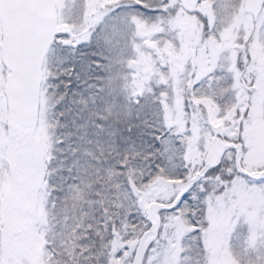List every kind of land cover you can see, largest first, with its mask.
<instances>
[{
  "label": "snow or ice",
  "instance_id": "6c2138e0",
  "mask_svg": "<svg viewBox=\"0 0 264 264\" xmlns=\"http://www.w3.org/2000/svg\"><path fill=\"white\" fill-rule=\"evenodd\" d=\"M0 264H264V0H0Z\"/></svg>",
  "mask_w": 264,
  "mask_h": 264
}]
</instances>
